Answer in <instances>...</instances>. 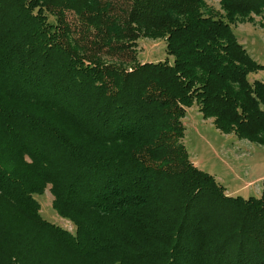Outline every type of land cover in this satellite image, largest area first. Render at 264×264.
I'll return each mask as SVG.
<instances>
[{
	"label": "trees",
	"instance_id": "16d2710c",
	"mask_svg": "<svg viewBox=\"0 0 264 264\" xmlns=\"http://www.w3.org/2000/svg\"><path fill=\"white\" fill-rule=\"evenodd\" d=\"M217 2L0 0V264H264V181L229 195L183 142L195 105L264 145V65L231 28L264 31V0Z\"/></svg>",
	"mask_w": 264,
	"mask_h": 264
},
{
	"label": "rangeland",
	"instance_id": "374dc122",
	"mask_svg": "<svg viewBox=\"0 0 264 264\" xmlns=\"http://www.w3.org/2000/svg\"><path fill=\"white\" fill-rule=\"evenodd\" d=\"M208 4L218 7L217 0H206ZM253 22L231 25V28L248 54L256 62L264 65V31L259 26V16ZM140 61H157L172 56L165 51L162 39H140L137 47ZM248 79L264 81V68L248 74ZM183 142L191 161L197 167L211 173L226 187L229 195L258 196L264 181V145L238 139L233 133H222L212 123L211 118H203L195 105L187 107L183 118ZM195 165V164H194ZM39 202L40 215L48 222L74 232L71 221L57 214L51 205L52 195L45 189L35 194Z\"/></svg>",
	"mask_w": 264,
	"mask_h": 264
},
{
	"label": "crops",
	"instance_id": "0c3cea01",
	"mask_svg": "<svg viewBox=\"0 0 264 264\" xmlns=\"http://www.w3.org/2000/svg\"><path fill=\"white\" fill-rule=\"evenodd\" d=\"M184 123V122H183ZM193 162V161H192ZM193 164H195V165H197V163L196 162H193ZM225 189H226V187H225ZM227 190V189H226ZM228 193V192H227ZM230 193H233V192H230ZM230 193H228V194H230Z\"/></svg>",
	"mask_w": 264,
	"mask_h": 264
}]
</instances>
